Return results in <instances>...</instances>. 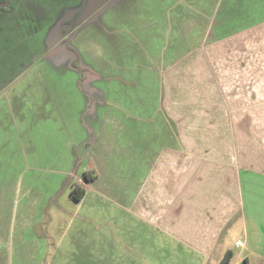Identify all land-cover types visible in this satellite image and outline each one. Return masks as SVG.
<instances>
[{
    "label": "crops",
    "instance_id": "obj_1",
    "mask_svg": "<svg viewBox=\"0 0 264 264\" xmlns=\"http://www.w3.org/2000/svg\"><path fill=\"white\" fill-rule=\"evenodd\" d=\"M183 9L182 49H153L152 23L131 67L101 69V113L87 101L82 146L95 156L79 201L94 188L120 209L122 241L107 243L104 264H220L227 251L230 264L264 260V0H183ZM150 24L135 21L136 40ZM115 158L129 172L116 175Z\"/></svg>",
    "mask_w": 264,
    "mask_h": 264
},
{
    "label": "rangeland",
    "instance_id": "obj_2",
    "mask_svg": "<svg viewBox=\"0 0 264 264\" xmlns=\"http://www.w3.org/2000/svg\"><path fill=\"white\" fill-rule=\"evenodd\" d=\"M183 14V0H9L0 7V264L111 259L110 245L122 241L118 205L94 188L82 201L71 196L95 156L92 145L82 146L90 141L87 101L90 96L95 106L99 100V115L101 69L131 67V55L143 42L150 44L152 23L159 26L151 35L158 36L153 49H182L177 27ZM137 19L151 22L142 27L141 41ZM109 31L117 36L107 43ZM115 160L116 175L129 172ZM108 182L113 196L118 183ZM171 254L175 261L177 250Z\"/></svg>",
    "mask_w": 264,
    "mask_h": 264
},
{
    "label": "trees",
    "instance_id": "obj_3",
    "mask_svg": "<svg viewBox=\"0 0 264 264\" xmlns=\"http://www.w3.org/2000/svg\"><path fill=\"white\" fill-rule=\"evenodd\" d=\"M4 1L5 0H0V3ZM14 2H16V0H14ZM84 194H85V189L82 186L80 185L73 186V189L71 190V196L74 198V200L79 201L84 196ZM231 256H232L231 252L227 251L224 257L221 259L220 264H230Z\"/></svg>",
    "mask_w": 264,
    "mask_h": 264
},
{
    "label": "water",
    "instance_id": "obj_4",
    "mask_svg": "<svg viewBox=\"0 0 264 264\" xmlns=\"http://www.w3.org/2000/svg\"><path fill=\"white\" fill-rule=\"evenodd\" d=\"M9 3V0H5L3 3H0V7H6Z\"/></svg>",
    "mask_w": 264,
    "mask_h": 264
},
{
    "label": "built area",
    "instance_id": "obj_5",
    "mask_svg": "<svg viewBox=\"0 0 264 264\" xmlns=\"http://www.w3.org/2000/svg\"><path fill=\"white\" fill-rule=\"evenodd\" d=\"M236 244H237L238 246H240V245H242V242H241V241H237Z\"/></svg>",
    "mask_w": 264,
    "mask_h": 264
},
{
    "label": "flooded vegetation",
    "instance_id": "obj_6",
    "mask_svg": "<svg viewBox=\"0 0 264 264\" xmlns=\"http://www.w3.org/2000/svg\"><path fill=\"white\" fill-rule=\"evenodd\" d=\"M3 3V2H2ZM77 21V20H76ZM76 21H74L72 24H71V26H70V28L76 23Z\"/></svg>",
    "mask_w": 264,
    "mask_h": 264
}]
</instances>
